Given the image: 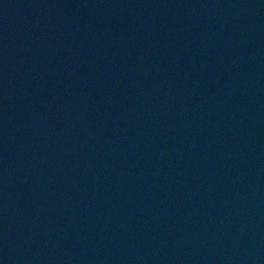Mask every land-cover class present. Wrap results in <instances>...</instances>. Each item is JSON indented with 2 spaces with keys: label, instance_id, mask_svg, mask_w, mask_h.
<instances>
[{
  "label": "water",
  "instance_id": "water-1",
  "mask_svg": "<svg viewBox=\"0 0 264 264\" xmlns=\"http://www.w3.org/2000/svg\"><path fill=\"white\" fill-rule=\"evenodd\" d=\"M0 264H264V0H0Z\"/></svg>",
  "mask_w": 264,
  "mask_h": 264
}]
</instances>
